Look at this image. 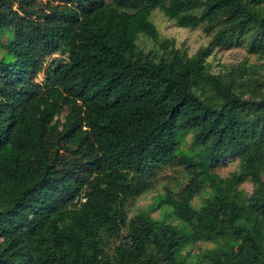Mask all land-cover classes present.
I'll return each instance as SVG.
<instances>
[{"label":"trees","instance_id":"trees-1","mask_svg":"<svg viewBox=\"0 0 264 264\" xmlns=\"http://www.w3.org/2000/svg\"><path fill=\"white\" fill-rule=\"evenodd\" d=\"M156 10L208 45L139 51L158 39ZM232 47L264 61V0H0V264H264V63L212 73L213 51ZM51 132L84 165L58 172ZM171 165L193 195L210 187L201 207L166 192L163 219L129 218Z\"/></svg>","mask_w":264,"mask_h":264},{"label":"rangeland","instance_id":"rangeland-1","mask_svg":"<svg viewBox=\"0 0 264 264\" xmlns=\"http://www.w3.org/2000/svg\"><path fill=\"white\" fill-rule=\"evenodd\" d=\"M39 6L41 7V5H37L36 7ZM150 19L158 30L159 36L157 40H152L144 36L139 37L137 48L144 53L151 52L160 57L163 55L162 44L164 42H169L174 45L175 49H178L184 55L191 57L200 48L206 47L210 41V38L202 32L201 28H180L173 20L166 18L160 11H153ZM4 39L5 37L2 38V42ZM55 58L57 59L61 57L59 55L47 57L46 65ZM207 62L210 64L211 72L214 74L225 69H230L241 63L257 66L264 63L263 60H258L256 56L249 55L244 47H232L225 50L215 49ZM259 75H264V69L259 70L257 76ZM41 79H43L42 75L38 77V80ZM186 142L188 144L190 143V135L186 137ZM43 148L58 172L65 168L66 165L70 166L74 163V159H79L81 164L84 163L80 155L81 153L71 140L63 138L59 142H56L52 132L45 137ZM237 165V159H227L224 164L216 169L215 172L220 178L226 179L232 172L237 170ZM153 174L155 175L153 178V187L141 197L131 200L128 203L129 218L142 211H151V217L153 219H163L165 213H168L170 208L167 205H163L157 209L154 208L158 199L164 197L166 192H169L174 199H186L195 209L201 207L203 199L206 198L210 192V187L204 185L199 195H193L197 184L192 181L191 177L180 165L157 168L153 171ZM81 178L87 179L90 178V176L82 174ZM251 191L252 187L247 182L236 188L238 196H241L242 194L249 195ZM167 220L174 224H178V221L171 217L167 218ZM105 235L108 234L105 233ZM212 247L211 244L199 243L189 249H191L192 252L197 253L201 250L210 249Z\"/></svg>","mask_w":264,"mask_h":264}]
</instances>
